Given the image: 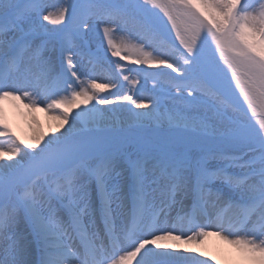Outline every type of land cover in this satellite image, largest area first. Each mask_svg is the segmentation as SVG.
Segmentation results:
<instances>
[{"label": "snow or ice", "instance_id": "obj_1", "mask_svg": "<svg viewBox=\"0 0 264 264\" xmlns=\"http://www.w3.org/2000/svg\"><path fill=\"white\" fill-rule=\"evenodd\" d=\"M8 100L56 131L25 145ZM208 235L264 264V0H0V264H192L167 242Z\"/></svg>", "mask_w": 264, "mask_h": 264}, {"label": "bare ground", "instance_id": "obj_2", "mask_svg": "<svg viewBox=\"0 0 264 264\" xmlns=\"http://www.w3.org/2000/svg\"><path fill=\"white\" fill-rule=\"evenodd\" d=\"M98 76L100 77V75ZM98 82H103V78L100 77ZM24 103L27 101L25 100ZM2 108L12 133H15V136L19 138L26 136L28 138L27 144L34 142V136L44 133L45 139H47L51 133L56 131L58 121L52 113L46 112L42 105L35 109H28L19 101L8 100L3 102ZM63 130L61 129V131ZM20 139L22 140V138ZM214 230L211 229L210 231ZM167 243L173 244L174 250H190L188 255L193 257L192 264H201V261H207L208 264H237L234 258L241 256L235 246L215 235H208L199 242L169 241ZM132 264H135L134 260Z\"/></svg>", "mask_w": 264, "mask_h": 264}, {"label": "rangeland", "instance_id": "obj_3", "mask_svg": "<svg viewBox=\"0 0 264 264\" xmlns=\"http://www.w3.org/2000/svg\"><path fill=\"white\" fill-rule=\"evenodd\" d=\"M58 2V0H50V3H53V4H55V3H57ZM113 59H115V58H113ZM128 66L129 67H134L133 65H131V64H128ZM150 71H153V70H155L154 68H150L149 69ZM96 75H100V77H102L103 79H104V75L103 74H101V73H96ZM122 83H124L123 81H122ZM152 86H153V81H151V80H149V81H147V82H144L143 80H141V84H139V85H137V87H142L143 89H150V88H152ZM124 91L125 92H127V88H125L124 89ZM101 94H107L106 92L105 93H101ZM145 94H147V93H145ZM16 102V101H15ZM78 109H74L73 111L75 112V111H77ZM26 136H24V137H22V136H20V138H22V140L25 142V144L27 145V141H28V138L26 137ZM135 261V260H134ZM234 261H236L237 262V264H245V263H247L243 258H241V256H239V258H234Z\"/></svg>", "mask_w": 264, "mask_h": 264}]
</instances>
